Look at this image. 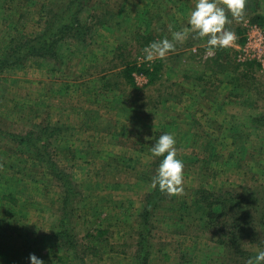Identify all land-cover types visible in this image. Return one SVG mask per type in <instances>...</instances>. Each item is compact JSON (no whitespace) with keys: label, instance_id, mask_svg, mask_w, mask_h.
Masks as SVG:
<instances>
[{"label":"rangeland","instance_id":"rangeland-1","mask_svg":"<svg viewBox=\"0 0 264 264\" xmlns=\"http://www.w3.org/2000/svg\"><path fill=\"white\" fill-rule=\"evenodd\" d=\"M50 2L0 0V59L11 39L44 31L40 12ZM195 4L89 0L81 15L92 29L88 42L68 40L58 61L32 57L0 73V264H31V254L58 264L47 255L51 243L43 236L54 232L63 190L51 168L12 138L47 124L62 127L52 159L82 193L71 264H84L82 257L86 264H135V218L156 174V132L175 136L185 165L184 191L152 216L149 264H181L183 257L186 264H230L233 252L218 242L227 218L205 224L207 209L196 196L200 189L244 195L264 183V130H254L250 121L264 112V66L238 60L250 26L261 25L264 0H251L243 20L226 9L225 28L237 35L231 46L208 53L203 43L191 51L188 38L176 43L178 56L171 50L163 59L145 61V46L172 40L174 31L188 26ZM129 62L160 64L155 83L139 75L137 87L129 85L122 76ZM96 229L109 230L110 243L98 246L100 256L87 257V246L94 244L87 233Z\"/></svg>","mask_w":264,"mask_h":264},{"label":"trees","instance_id":"trees-1","mask_svg":"<svg viewBox=\"0 0 264 264\" xmlns=\"http://www.w3.org/2000/svg\"><path fill=\"white\" fill-rule=\"evenodd\" d=\"M248 1L250 2L249 6H247ZM248 1L246 0L245 9L251 6V0ZM88 2L89 0L87 2L86 0H51L47 6L44 5L40 12L46 16L44 31L34 37L11 39L10 44L12 46L6 56L0 59V73L16 65H22L32 57L51 58L58 61L62 58L63 44L68 40L81 43L88 42L92 29L89 25L83 23L81 18ZM257 22L263 26L264 18L258 16ZM245 40H241V44H244ZM201 43H206V38L201 39L196 37L195 34L190 35L188 47L192 48ZM178 50L173 49L172 55L178 56ZM222 67L226 68V66ZM160 68V64L147 67L129 62L124 65L122 76L131 86L137 87L136 80L139 75L147 76L150 84H154ZM250 121L254 130H264V112L251 116ZM62 131L63 129L59 125H39L37 129L28 133L12 134V138L18 144L19 149H25L32 159L51 168V174L63 190L61 207L55 217L54 232L43 236V239L51 243L47 255L51 256L53 254V257L57 258L58 264H71L73 261L71 251H74L77 247V236L73 220L83 200L82 193L73 183L71 175L65 173V170L57 166L52 159L51 148H54V140L61 136ZM160 135H162V132L154 134V143ZM162 159L163 157H156L154 162L155 172H157ZM196 198V202L203 204L207 209L205 224L215 223L218 218H227V221L224 219V227H222L221 238L218 242L222 247L233 252L230 264H248L250 258H254L258 251L264 249V183L247 190L244 195L232 192L217 193L200 189L197 191ZM2 199L17 202L9 196H3ZM172 199L173 195L161 192L157 187L151 189L142 200L141 212L135 218V222L140 225L136 251L133 254L135 264H149L152 216L165 202ZM213 226L215 224L210 225L214 228ZM95 232L87 233V238L94 243L87 246V257L89 254H96V257L100 256L99 253L101 252L98 246L110 243L109 236H107L109 230L96 229ZM247 242L250 243L249 248L244 246ZM113 246L111 245V250L115 252ZM89 249L91 250L90 253L88 252ZM122 255L127 256L128 253L124 251ZM241 257L244 260L240 261ZM183 259L181 264H186L185 257ZM81 260L86 264L84 257Z\"/></svg>","mask_w":264,"mask_h":264},{"label":"clouds","instance_id":"clouds-1","mask_svg":"<svg viewBox=\"0 0 264 264\" xmlns=\"http://www.w3.org/2000/svg\"><path fill=\"white\" fill-rule=\"evenodd\" d=\"M223 5L217 0H196L195 8L188 16V26L172 33V40L164 38L151 42L143 49V59L152 62L157 57L163 59L175 48L177 42L182 43L195 34L201 39L206 38L207 52L213 53L217 48H227L237 39L234 31L225 28L228 21L226 9L238 20L244 19L246 0H223ZM226 6V7H225ZM154 157H163L156 174L152 177L150 187L169 195L183 193L184 162L178 158L176 139L173 134L164 133L151 146ZM31 264H45V261L31 254ZM248 264H264V249L257 252Z\"/></svg>","mask_w":264,"mask_h":264},{"label":"built area","instance_id":"built-area-1","mask_svg":"<svg viewBox=\"0 0 264 264\" xmlns=\"http://www.w3.org/2000/svg\"><path fill=\"white\" fill-rule=\"evenodd\" d=\"M238 50L239 62H258L264 66V26H250L245 43Z\"/></svg>","mask_w":264,"mask_h":264},{"label":"crops","instance_id":"crops-1","mask_svg":"<svg viewBox=\"0 0 264 264\" xmlns=\"http://www.w3.org/2000/svg\"><path fill=\"white\" fill-rule=\"evenodd\" d=\"M205 44H207V43H205ZM202 45H204V44H202V43H201V44H197V45H195L194 47L189 48V49H192V51H193V50H199V49L202 47ZM189 49H188V50H189Z\"/></svg>","mask_w":264,"mask_h":264}]
</instances>
